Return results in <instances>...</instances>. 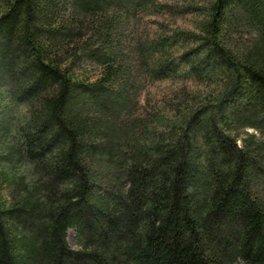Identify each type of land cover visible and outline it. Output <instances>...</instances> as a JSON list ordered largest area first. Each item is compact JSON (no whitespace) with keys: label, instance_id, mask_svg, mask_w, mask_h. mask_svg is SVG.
<instances>
[{"label":"trees","instance_id":"1","mask_svg":"<svg viewBox=\"0 0 264 264\" xmlns=\"http://www.w3.org/2000/svg\"><path fill=\"white\" fill-rule=\"evenodd\" d=\"M0 264H264V0H0Z\"/></svg>","mask_w":264,"mask_h":264},{"label":"rangeland","instance_id":"2","mask_svg":"<svg viewBox=\"0 0 264 264\" xmlns=\"http://www.w3.org/2000/svg\"><path fill=\"white\" fill-rule=\"evenodd\" d=\"M169 1H175V0H169ZM178 1H181V0H178ZM155 18H152L146 22L143 23V26H140V28H143V27H149L151 25H155L154 22H155ZM169 21H172L173 20V17L171 18V16H169ZM159 21V19H158ZM152 29V28H151ZM66 239H67V243L68 245L72 248V249H76L77 248V245H76V231L75 229L73 228H70L67 230V236H66Z\"/></svg>","mask_w":264,"mask_h":264}]
</instances>
